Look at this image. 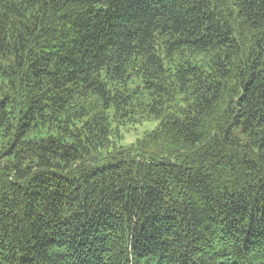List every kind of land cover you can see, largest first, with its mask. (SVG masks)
Returning a JSON list of instances; mask_svg holds the SVG:
<instances>
[{"label":"trees","instance_id":"trees-1","mask_svg":"<svg viewBox=\"0 0 264 264\" xmlns=\"http://www.w3.org/2000/svg\"><path fill=\"white\" fill-rule=\"evenodd\" d=\"M0 264H264V0H0Z\"/></svg>","mask_w":264,"mask_h":264},{"label":"rangeland","instance_id":"rangeland-1","mask_svg":"<svg viewBox=\"0 0 264 264\" xmlns=\"http://www.w3.org/2000/svg\"><path fill=\"white\" fill-rule=\"evenodd\" d=\"M159 122L152 120L146 121L137 127L131 128L128 133L127 130L123 131L124 138L121 141V146H130L134 144L137 140L142 139L146 134L153 132L158 128Z\"/></svg>","mask_w":264,"mask_h":264}]
</instances>
